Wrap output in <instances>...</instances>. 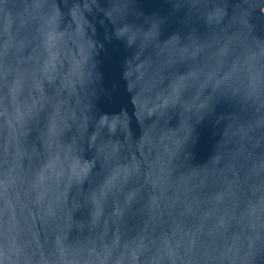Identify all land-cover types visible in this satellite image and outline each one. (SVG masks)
I'll use <instances>...</instances> for the list:
<instances>
[{
  "label": "water",
  "instance_id": "1",
  "mask_svg": "<svg viewBox=\"0 0 264 264\" xmlns=\"http://www.w3.org/2000/svg\"><path fill=\"white\" fill-rule=\"evenodd\" d=\"M0 264H264V0H0Z\"/></svg>",
  "mask_w": 264,
  "mask_h": 264
}]
</instances>
